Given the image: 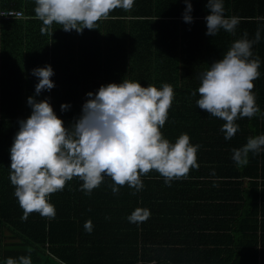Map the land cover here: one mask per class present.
Masks as SVG:
<instances>
[{
  "label": "trees",
  "instance_id": "1",
  "mask_svg": "<svg viewBox=\"0 0 264 264\" xmlns=\"http://www.w3.org/2000/svg\"><path fill=\"white\" fill-rule=\"evenodd\" d=\"M207 0H191L192 23H185L183 0H134L130 11L115 9L95 30L65 32L53 24L42 34L35 0H0V10L23 13L22 19H0V264L30 255L32 264L51 257L66 264H264V151L249 153L237 166L232 149L264 134V0H224V16L238 17L235 34L220 30L205 35ZM260 40L253 57L260 77L253 93L260 112L236 121L239 131L225 140L224 121L196 105L200 75L247 33ZM51 66L55 87L35 96V68ZM123 79L142 87L174 90L161 129L171 143L182 135L200 145L198 168L168 186L156 171L141 176L143 190L127 185L113 194L105 177L90 195L73 178L50 194L55 217L23 211L9 180L10 155L18 121L27 119V98H48L69 128L81 114L86 94ZM69 105L61 111V105ZM137 208L150 210L146 221L127 219ZM91 221L92 230L84 225ZM31 249L29 253L27 250Z\"/></svg>",
  "mask_w": 264,
  "mask_h": 264
},
{
  "label": "clouds",
  "instance_id": "2",
  "mask_svg": "<svg viewBox=\"0 0 264 264\" xmlns=\"http://www.w3.org/2000/svg\"><path fill=\"white\" fill-rule=\"evenodd\" d=\"M182 19L192 23L191 0H183ZM134 0H35V17L42 22L46 34L55 23L65 32L95 30L97 22L107 20L115 9L130 11ZM210 14L204 19L205 35L215 37L220 30L235 34L238 17L224 16V0H207ZM260 40V30L249 40L247 33L232 42L222 58L214 61L200 75L196 92L197 107L224 121L221 131L231 140L239 131L238 119L256 116L260 112L253 93L260 77V59L253 57V46ZM31 75L38 79L35 96L51 91L55 84L49 65L35 68ZM174 90L164 83L142 87L139 82L123 79L119 84L101 85L95 93L86 94L79 118L69 127L57 117L48 98L37 101L27 98L30 116L18 121L19 129L9 149V180L14 197L23 211L22 219L35 212L53 219L55 207L49 203L50 194L62 191L68 181L78 178L80 190L86 195L109 177L113 194L127 185L132 193L143 190L141 176L156 171L171 185L173 180L186 178L191 168H198L200 145L190 143L182 134L175 143L163 137L161 129L172 106ZM69 105H61L67 111ZM264 115V114H262ZM264 151V134L249 137L238 149H232L237 166L248 163L249 153ZM150 210L137 208L127 219L131 223L146 221ZM91 232L92 223L84 225ZM29 253L31 249L27 250ZM5 264H32L30 255L7 258Z\"/></svg>",
  "mask_w": 264,
  "mask_h": 264
},
{
  "label": "built area",
  "instance_id": "3",
  "mask_svg": "<svg viewBox=\"0 0 264 264\" xmlns=\"http://www.w3.org/2000/svg\"><path fill=\"white\" fill-rule=\"evenodd\" d=\"M22 18H24V15L20 11L13 9L0 10L1 20L22 19ZM61 264H66V263H61Z\"/></svg>",
  "mask_w": 264,
  "mask_h": 264
},
{
  "label": "rangeland",
  "instance_id": "4",
  "mask_svg": "<svg viewBox=\"0 0 264 264\" xmlns=\"http://www.w3.org/2000/svg\"><path fill=\"white\" fill-rule=\"evenodd\" d=\"M43 262H39L36 264H61L60 262H58L57 260L52 259L51 257H43Z\"/></svg>",
  "mask_w": 264,
  "mask_h": 264
}]
</instances>
